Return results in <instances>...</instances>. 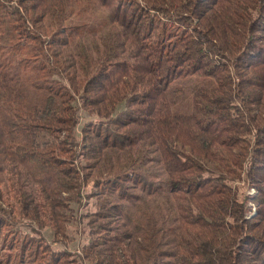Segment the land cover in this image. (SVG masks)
Wrapping results in <instances>:
<instances>
[{"label":"trees","instance_id":"16d2710c","mask_svg":"<svg viewBox=\"0 0 264 264\" xmlns=\"http://www.w3.org/2000/svg\"><path fill=\"white\" fill-rule=\"evenodd\" d=\"M0 264H264V0H0Z\"/></svg>","mask_w":264,"mask_h":264},{"label":"rangeland","instance_id":"374dc122","mask_svg":"<svg viewBox=\"0 0 264 264\" xmlns=\"http://www.w3.org/2000/svg\"><path fill=\"white\" fill-rule=\"evenodd\" d=\"M6 196L11 203H13L16 206L18 205L17 200H16L15 191L13 190L6 191ZM85 210L86 208L81 209L82 213H84ZM69 235L72 241L70 242V244H68L70 246V248L68 249L71 251H76L75 249H77L80 246V244H82L86 236L79 229H76V222L70 225ZM49 238L51 239L52 235Z\"/></svg>","mask_w":264,"mask_h":264}]
</instances>
